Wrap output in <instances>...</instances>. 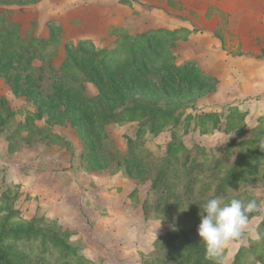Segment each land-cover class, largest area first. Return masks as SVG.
<instances>
[{"label": "rangeland", "instance_id": "374dc122", "mask_svg": "<svg viewBox=\"0 0 264 264\" xmlns=\"http://www.w3.org/2000/svg\"><path fill=\"white\" fill-rule=\"evenodd\" d=\"M254 1L238 0L232 10L231 0H0V235L34 224L58 232L85 264H181L168 242L201 243L199 205L228 173L243 171L247 157L264 153V7ZM162 28L192 34L158 45L150 73L158 78L165 63L195 61L218 79L214 89L176 98L101 91L75 62L112 50L122 35ZM125 59L109 71L131 74ZM61 84L93 99L102 145L63 112ZM130 107L172 109L182 124L154 132L142 112L139 121L119 117ZM229 108L247 112L240 129L224 125ZM209 111L221 121L203 133L196 116ZM246 139L257 143L240 146ZM175 141L184 148L174 157ZM256 177L241 178L227 195L255 200L257 215L225 245L222 264H264L256 258L261 246L251 250L264 244V178ZM35 248L4 239L0 255L11 264H60Z\"/></svg>", "mask_w": 264, "mask_h": 264}, {"label": "trees", "instance_id": "16d2710c", "mask_svg": "<svg viewBox=\"0 0 264 264\" xmlns=\"http://www.w3.org/2000/svg\"><path fill=\"white\" fill-rule=\"evenodd\" d=\"M159 31V32H158ZM158 33L161 35L159 36ZM192 31L187 28H179L171 30L162 28L160 30H150L146 33L137 36L122 35L116 41V46L110 51H104L105 54L99 56H92L88 58H79L75 56V62L79 65L85 66L88 69V79L99 90L112 88L118 93L125 92H138L143 90H151L155 94L164 92L167 96L176 98L190 94L198 88L207 87L214 89L218 84V79L203 72L195 61H187L183 64H176L168 62L164 64V68L159 72L158 78L153 76L148 67L150 66V57L154 55V51L158 45L168 44L170 41L173 43L176 39H188ZM85 44V42H84ZM155 45V46H154ZM171 45V44H170ZM147 55V59L140 56ZM155 56L156 53H155ZM130 60L133 65V71L129 75L121 76L122 73L109 71L110 67L115 62H120L121 58ZM121 74V75H120ZM61 84L60 92L63 98L64 113L71 114L77 125L80 127L82 135L87 140H94L96 143L102 145L107 138L104 127L100 122L98 110L92 98L85 95H80L74 92L70 87H64ZM229 112L225 117L224 125L229 129H240V123H244V117L247 112L239 109L229 108ZM145 114L149 119V124H146L151 131H158L159 127L168 123L182 124V119L172 109H159L153 108H139L130 107L124 112L119 114L123 121H139ZM197 117L195 126L205 132H213L220 124L219 112H202ZM243 117V118H242ZM191 116L187 117L183 122V126H188ZM145 131V128H143ZM173 134V138H174ZM173 142L168 149L170 156H174L182 151L184 145L182 142ZM257 141L253 139H246L239 143L240 146L250 147L255 145ZM248 154L246 155V157ZM245 157V158H246ZM244 158V159H245ZM262 159V160H261ZM261 160L259 163L258 161ZM137 165H140L137 162ZM264 153L254 154L246 158V167L239 173H228L220 182L218 188L216 187L215 195L224 196L231 192L233 185L238 184L241 178H246L249 175L252 179L256 176L262 175L264 178ZM260 166V167H259ZM259 167V169H258ZM263 170V171H262ZM194 187V186H193ZM193 187L189 188L190 192ZM210 189V188H208ZM187 192V191H185ZM189 204V203H188ZM192 204L189 205V207ZM187 206V205H186ZM189 212L186 210V215ZM257 215L252 213L249 219ZM200 218L196 217V221ZM12 240L20 242H29L32 249L36 250V246L44 248L40 249V254L49 257L59 256L60 264H85L88 260L80 255H76L71 246L61 237L58 232H43L35 229L34 224L26 227L12 229L0 235V243L3 240ZM200 238L198 239V241ZM251 250L257 252L258 247L261 246V252L257 253V262L264 259V244L261 242L259 245H252ZM168 250L170 251L171 258L175 261H180L181 264H213L211 259L207 257L204 244L198 242H188L178 238H174L168 242ZM0 264H11L8 256L0 255ZM84 259V260H83ZM242 259L241 254L237 257V263ZM242 263V262H241ZM243 264V263H242Z\"/></svg>", "mask_w": 264, "mask_h": 264}, {"label": "clouds", "instance_id": "9594fccd", "mask_svg": "<svg viewBox=\"0 0 264 264\" xmlns=\"http://www.w3.org/2000/svg\"><path fill=\"white\" fill-rule=\"evenodd\" d=\"M189 203L185 210L188 209ZM200 224L198 236L205 246L206 255L214 264H222L224 247L227 243L241 238L248 223L249 214L257 208L255 200L245 202L240 198L231 199L209 193L205 202L199 205Z\"/></svg>", "mask_w": 264, "mask_h": 264}, {"label": "crops", "instance_id": "0c3cea01", "mask_svg": "<svg viewBox=\"0 0 264 264\" xmlns=\"http://www.w3.org/2000/svg\"><path fill=\"white\" fill-rule=\"evenodd\" d=\"M232 1V10H234V8H236V9H238V0H231ZM234 2H235V4H234ZM259 3V2H261V4H262V6L264 7V0H257V1H254L253 3ZM236 6V7H235ZM253 11V13H254V9H252ZM264 10V9H263ZM264 13V12H263ZM255 75V74H254ZM252 76H253V74H252ZM256 76V75H255ZM253 80H254V77L252 78ZM257 89V88H256ZM264 89V88H263Z\"/></svg>", "mask_w": 264, "mask_h": 264}]
</instances>
